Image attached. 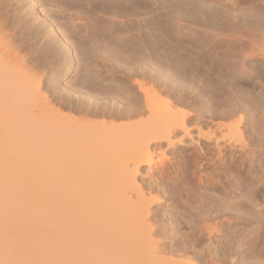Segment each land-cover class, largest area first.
Returning a JSON list of instances; mask_svg holds the SVG:
<instances>
[{"label": "bare ground", "instance_id": "6f19581e", "mask_svg": "<svg viewBox=\"0 0 264 264\" xmlns=\"http://www.w3.org/2000/svg\"><path fill=\"white\" fill-rule=\"evenodd\" d=\"M29 1L32 2L29 12H23L20 0H0V264H240L239 261L244 259V246L248 243V240L244 242L247 233L234 237L233 233L225 232L229 230L228 226L234 225L236 217H242L233 215L227 200H223L220 205L195 211L198 224L189 228L184 226L188 223L187 218L186 222L183 220L185 215L181 218L176 211H171L167 218H157L158 215L154 216L149 207L152 197L143 198L145 196L140 192L135 195L136 199L130 194L126 198L125 193L134 187L136 174L142 170L144 176L139 180L142 191L148 188L152 190L149 193L157 191L155 193L168 196L175 192L176 182L189 175L207 189H221L222 194L229 199L233 193L231 189L238 183L242 185L237 188L242 194L263 181L261 188H258L263 192L262 202L256 197L257 192L261 193L258 189L247 194L248 202L263 205L264 157L258 162V156L264 155V113L260 111L257 122H253V118H248L249 115L239 116V109L223 111V114L214 117L220 120L213 122L207 130L205 125L199 124L195 128V135H191L189 125L197 121L192 120L193 113L189 112V115L184 110L175 111L170 105L162 112L156 110L159 94L155 93L156 96L151 93L154 90H148L143 82L135 78L138 75L148 78L151 64L167 73L164 79L174 77V80L184 81L186 79L181 76L180 68L185 64L191 68L198 67L191 62V53H186L184 49L177 51L171 61L178 64V70L171 71L160 52L150 54L149 48H139L132 41L133 45L130 43L129 48L128 45L124 49L121 47L120 56L116 57L119 63L129 66L131 70L121 78L103 73L104 79L120 84V90L129 96L128 104H122L117 99L118 92L112 90V93L108 91L109 94L97 89L102 76L95 67H91L90 50H100V39L113 43L123 41L129 34V37L141 38L140 32L150 22L151 4L160 1L171 3V0H53L55 6H59L57 12L66 13L56 15L44 11L42 19L39 12L35 11L36 0ZM38 1L45 3L44 0ZM173 1L172 5L177 4ZM180 1L198 6V2L216 0ZM227 1L242 4L240 9L245 17L240 24L222 27L226 28L222 30H232L241 36L252 34L255 38L253 51L264 57V21L259 18L261 22L253 24L247 20L249 15L264 18V0ZM125 2L127 7L123 4ZM108 3L114 5L112 12L107 10L110 8L107 7ZM88 4L90 7H86ZM122 10L126 11L125 16H134V21L143 17L141 19L145 23L123 24L125 20L121 14L125 12ZM177 10L163 20L169 29H176L178 22L189 16ZM28 13L35 15L29 23V30H36L33 32L37 34L40 24L46 25L41 30L48 29L49 35L45 41L52 47L45 49L46 52L52 50L44 62L34 59L32 54L35 49L33 53L24 52L22 46L26 43H18V37H22L18 36L19 31H26L22 29V24H26L24 16ZM188 18L192 21L201 20L200 16ZM73 31L93 34L92 37L100 39L89 45L84 40L71 39ZM60 33L63 38L59 37ZM51 36H58V40ZM202 43L204 45L205 41L202 40ZM9 46L18 48L15 51L18 53L7 54ZM70 50L75 53L77 63ZM222 54L225 65H230L233 72L246 71L243 62L237 65L230 62L232 55L229 51ZM75 63L78 66L81 64L78 72L84 66L81 84L90 96L108 93L102 98L104 102H95L96 108L85 110V115L127 120L120 123L103 119L91 122L90 119L79 121L76 117L66 116L69 120L63 121V124L58 121L51 126L49 122L39 120L40 114L38 119L36 115L34 117L37 110L35 106L40 103V98L42 100L39 93L45 87H41V84L47 83L48 87L51 85L53 88L52 85L59 82V77L71 72ZM133 79L136 80L133 82ZM136 82L143 92V99L130 97L136 92ZM73 89L70 91L72 94L78 93L77 96L84 99L85 95ZM252 105L253 110L260 109ZM237 114L236 120L226 122ZM256 123L260 126L257 127ZM241 126L246 129L243 130ZM179 128H184L183 131L191 135L183 146L175 142ZM163 139H166V145L173 154L177 152L174 157L178 161L165 164L162 155L154 160L156 148H151V144L155 141L157 146ZM130 167L132 171L129 173L127 169ZM96 176L100 177L99 180ZM46 179H50V182ZM116 179L120 180L119 184L114 182ZM242 218L247 220L246 216ZM260 228H264L262 221L255 225L257 237L262 238L264 231L261 229L259 232ZM200 236H205L204 244L200 243ZM262 245L260 252H264V243ZM250 264H264V261L260 259Z\"/></svg>", "mask_w": 264, "mask_h": 264}, {"label": "rangeland", "instance_id": "374dc122", "mask_svg": "<svg viewBox=\"0 0 264 264\" xmlns=\"http://www.w3.org/2000/svg\"><path fill=\"white\" fill-rule=\"evenodd\" d=\"M20 1L23 6L21 11L29 12V8H30L29 6H32V2L29 0H20ZM172 1L173 0H171V3L170 1H164V2L160 1L158 3L151 4L150 14H149L150 22L147 25V27L143 29L142 32H140L141 38L140 36H138L139 37L138 39H137V36L129 37L130 36L129 34L127 35V37L122 39L123 41H118V42L116 41L113 43H108L109 41L107 42L104 39H100V38L97 39L95 36L92 37L93 34L88 35L87 33H83V32L75 33L74 31L76 30H74L73 33H71V36H70L71 39H77V40H82V41L84 40L89 45H91L90 42L95 44L100 39V41L98 42V45H100V50L102 51L99 52L100 50L91 49L89 52L90 54L88 53L89 59H90L89 62H91L90 63L91 67L92 68L95 67L96 72H98L102 76L99 79L100 84L99 86H97V89L99 88L100 90L102 89L101 90L102 92L103 91L110 92L112 90L115 92H118L117 95L118 94L119 95L117 99L121 101L122 104H126V105L128 104L127 102H128L129 96H127L126 93H123V91L120 90V84L117 83L116 81L114 82L108 81L104 79L103 77V73H104V74H113L115 76H118V78H121L122 76L126 75L125 73L131 70L129 66L121 64L117 61L118 60L117 58H119L120 53H121L120 51L121 47L124 49L126 45H128V48H129L133 42V44L137 45L139 48L141 47L146 50L149 48L150 54L154 55L155 53L160 52L162 56L165 58V63H166L167 68H169L171 71L178 70L177 69L178 64L173 63L171 61L173 55L174 54L176 55L177 51H181L184 49L186 53L187 52L191 53L192 55V58H190L191 62L194 65L196 64L198 66L196 68L195 67L191 68V66H189L188 64H187L188 66L186 64L185 66H182L183 68L182 67L180 68L179 66L181 76H183L186 80L181 81V79H178L177 81V80H174V77L172 76H171L172 79L169 77V78H166L168 79L166 80L164 79V77L167 75V73L165 71L160 70L159 68L153 67L151 64H150V75L148 76V78L147 77L143 78V76H140V75L135 77L138 82H141V83L143 82V84L145 85V88H148V90L151 89L150 91L154 90L151 93L159 94L158 97L160 99L158 98L159 101H157L158 103L156 102V110L162 112L163 109H165L167 106L169 107L170 105V107L174 108L173 110L175 111L184 110L183 112H186V113L190 112L191 114L193 113L191 115L193 116L192 120H195V121L197 120V121L196 123L194 124L190 123L192 125H189L191 135L193 134L195 135V131H196L195 128L199 124L200 126L205 125V128L207 127L206 128L207 130L208 126H211L213 122L220 120L214 117L220 115L221 113L223 114V111L228 112L230 110L231 112L234 109H239L240 110L238 112L239 116L240 114H243L244 116L246 115L247 117L249 115L248 118H250L251 120L253 118V122H257L258 120L257 114L260 115L261 112L264 113V57L257 54V52L253 51L252 45L255 41L254 40L255 38L252 34H247V36H241L240 34L232 30H222V29H226L222 27L230 28V26L238 25L242 22L245 16L242 14L243 11L240 8L243 7V5L238 4V3H232L227 0H216V1L208 2V3L198 2L199 4L198 6L190 4V3L184 4V2L180 0H174L173 3L177 2V4L172 5ZM40 2L41 1L36 0V5H35L36 10L35 11L37 13L39 12L41 19L44 18L43 17L44 16L43 14H45L44 11L47 12L48 14L53 12L56 15H63V13L64 14L66 13L65 11H63L62 14L60 12H57L59 10V6H55V4L53 3L54 2L53 0H44L45 3H43V1L41 3ZM51 3L54 5H50ZM108 4H107V7H110V8H107V10L110 9L109 11L112 12L111 9L114 8L113 7L114 5L113 4L108 5ZM123 4L125 5V7H127L126 2ZM127 4L129 5V3ZM88 5H86V7H90V4ZM119 7H122V5L120 6L119 4ZM41 9L42 10L44 9V10L42 11ZM179 9L180 11L182 10L181 11L182 13L184 14L186 13V15L188 14L189 16H192V17L200 16L201 20L192 21L190 18H188L189 17L188 16L185 20L178 22L179 25L177 24L176 29H169L167 27V24H165L163 20L166 18V16L169 13L175 12L176 10L179 11ZM36 12L34 13L36 14ZM122 12H125L121 14V15H124L123 18L125 22L123 24L125 25H131L135 22L136 23L139 22L142 24L145 23L141 19L143 17H138L134 21V16L132 15L125 16L126 11L122 10ZM22 13H20V15H22ZM28 14L24 16V20H26V24L21 23L23 25V28H22V25H21V28L26 29V31H23V30L19 31L18 36L22 35V37H18V40H19L18 43H22L24 41L26 43L24 46H22L24 52L31 51L33 53L35 51L34 52L35 54L34 53L32 54V56H34V59L37 58L36 59L37 61L39 60L41 62L42 61L44 62L46 60L45 58H47L46 56H48V54H50L49 52L52 50L51 49L50 51L46 52V49H45V48H48L49 50V48L52 47L51 46L52 44L48 43V41H45V37L49 35V33H47L48 29L41 30L42 28H45L46 25L40 24L41 27L42 26L43 27L42 28L40 27L41 29L40 28L38 29L39 32L37 34H35L36 32L35 33L33 32L36 30H33V31L31 29L29 30L30 28L29 23L32 21V19H34L33 16L35 15H32V14L28 15ZM247 18H248L247 20L249 22H253V24L259 22L261 18H262V21H264L263 17H258L254 15H249ZM32 34H35V36L32 37ZM23 36L26 38H24ZM51 37L55 40H58V36L57 37L51 36ZM59 37L63 38L62 33H60ZM202 40L205 41L204 45L202 43ZM9 48H10V51H9ZM11 49L13 50L11 51ZM17 50L18 48L15 49V47L9 46L7 48V54H9L8 52H10V54L13 53L14 55L18 53V52L15 53V51ZM94 51H98V52H94ZM224 51H229V53H231L232 56L230 58V62L236 65L242 64L243 62L244 68L246 69V71L235 73L233 72L232 67L230 65L229 66L228 64L225 65V62L223 60L224 57L222 54ZM71 52L72 51L70 50V53ZM44 53H46V55ZM71 54H72L71 55L72 57H75V53H71ZM213 54L215 56H213ZM52 56H53L52 58H54V54H52ZM99 56L100 58H98ZM75 58H76L75 61L77 63V57ZM76 63L73 64L75 67L72 66L71 72L69 74L59 77L60 84L59 82L54 84L56 88H54L55 86L52 85V87L56 90L51 88V85L50 87H48L49 84L47 83H42L43 85L41 84V87L45 86L44 88L41 89L42 92L40 91L39 93L41 94L40 96L42 97V100L38 94V97L40 98L39 99L40 103L39 104L37 103L39 101L36 102L38 107L41 109V111H39L40 109L37 107L35 103L36 105L35 109L37 110L34 113V117L36 115V119H38L39 117V120L41 119L42 122L43 121L49 122L51 126H54L52 124L53 123L55 124L58 121L59 122L61 121L63 124V121L65 122L70 116L74 117V119L75 117L78 118L76 120H79V121H81L80 119L82 120L90 119L91 122L94 120L102 121L101 119H103V121L108 120L109 122L115 121L116 123L117 122L120 123V122H124L125 120H127L125 118L123 119L122 118L116 119L113 117L109 118V116H106V117L103 116L104 117L103 118L101 116L97 117L93 115H89V116L87 114L85 115V113H87L85 112V110H94L96 108L95 102L96 103L102 102V101L104 102L105 100H103L102 98H104L103 96L107 95L109 92L106 94L101 92L102 95L98 94L95 96L94 95L90 96V93L86 91L81 84V81L83 80V79L81 80L82 78L81 76H83V74L85 73V72L84 73L82 72V71H85L83 70L84 66H82V69H81L82 71L78 72V68H80L81 64H79L78 66V64ZM107 70H109L108 71L109 73H106ZM136 79H133V82ZM137 85L138 84L136 82V86H135L136 89L134 90L136 92L134 94H131L130 97L135 98V99H143V92L141 89L139 90ZM64 88L66 89V91ZM73 88L75 90L80 91L79 93L85 95L83 96L84 99L82 98L80 99V97L77 96L78 93L72 94L70 91H72ZM45 89H48V90H45ZM68 91L71 94H69ZM155 95L157 96V94ZM43 98L45 100H43ZM89 98L91 99L92 102H94L93 104ZM252 104H254L257 107H260L261 110L260 109L256 111L253 110L254 107ZM43 107L45 110L44 109L42 110ZM44 111L45 112L47 111L46 114L44 113ZM50 112H55V114L54 113L51 114ZM198 113H200L199 116H196V114ZM38 114L40 115L38 116ZM238 114L235 115L236 117H233V118L231 117L230 119H227L226 122H232L236 120L238 118ZM42 115L43 117L45 116V119H42L43 117H40ZM53 115H56L57 117ZM46 116H48V120ZM49 116L51 119L49 118ZM62 116L64 118H62ZM66 116L68 118H66ZM58 117L59 119H57ZM198 117H200L201 120L200 118L198 119ZM115 122H112V123H115ZM201 123L203 124L201 125ZM256 126L259 127L260 125L256 123ZM241 128L243 130L246 129L243 126H241ZM183 129L179 128L178 130L179 133H176L177 138L175 139V142H177L176 144L178 146H181V145L183 146L185 142L189 141L190 136H191L190 134L189 135L186 134L185 131H183ZM181 131H183L184 133ZM179 139L181 140L178 141ZM154 142L155 141H153L151 144L152 145L151 148L153 147L156 148L153 153L154 160H156L158 155L159 156L162 155L163 158L165 159V164H170V163H174L178 161L177 158L174 157L175 155H177V152L174 154L171 152V148L166 145V142H167L166 139L161 140V143L157 146L154 144ZM196 147H198V145H196ZM263 157L264 155H259L258 162L262 161ZM145 166H148V165H145ZM207 169L209 168H206V170ZM75 170L77 169L75 168L74 171ZM127 170H130L129 171L130 173L132 171V168L130 167ZM99 176H102V174ZM136 176H137L136 180L137 179L138 180L137 181L135 180L134 183L136 182V184L138 183L139 185L134 184L135 188L131 185V187L133 188L129 187L130 189L128 190L130 192L129 191L126 192L127 194L125 193V197L129 198L130 196H132L134 199H136L135 195H137V193L142 192L140 194L141 195L143 194L145 196V197L142 196L143 198L147 199V198L152 197V202L151 204H149V207L152 208L151 210L153 211L152 214L154 216L157 217L158 215L157 218L165 219L167 218V215L169 214V212L176 211L181 216V218L184 215L186 216V217L184 216L185 218L183 220L185 221V219L187 218L186 221H188V223L186 224L185 223L186 221L184 223L188 226L184 225L185 227L190 226L189 228H191L192 227L191 225H194L198 222V220H196L197 215L195 218V211L198 212L203 207L208 208L211 206L220 205L223 202V200H227L228 204L232 207V212L235 217L238 215L239 217L241 216L247 217L246 221L242 217L241 218L236 217L237 220L235 219L236 221L235 220L233 221L235 223L232 222L234 225H232L231 227L228 226L227 228H229V230L228 229L225 230V232L229 231L230 234L233 233L234 237L247 233L245 234L247 237H245L246 239H244V242L246 243L248 240V243L247 244L245 243L246 245L244 246L246 247L245 248L246 250L243 256L244 259L242 258L243 260L239 261V263L240 264H250L256 261L259 262L260 259H261V262L264 261V252L262 251H261L262 253L260 252V249L262 250V247H263L262 244L264 243V235L262 233V238L257 237V232H256L257 230L255 229V225L258 221H262L264 224V203H262L263 205L258 206V205H253L247 201L248 200L247 194H251V191L261 188V184L263 183V181H260L256 185L251 186L249 187V189H246L245 191H243L242 193L243 195L241 194L242 191L237 189L239 187H242V185L238 183L237 185H235V188L233 187V190L231 189L233 193L230 195L231 199H229L222 194L221 189L219 190L217 189L216 191H214L212 188L207 189V187L199 183L196 178H193L190 175L178 180L176 182V189L174 190L175 192L171 193V195L169 196L162 194V193L161 194L155 193L157 191H153L152 193H149L152 190L148 188H146L147 191L145 190V188L142 191V188L139 182L140 178L144 176V174L142 173V170H140V172H138ZM99 178H97V180H99ZM105 178L102 177L103 181H105ZM48 180L47 182H50ZM116 180H114V182L119 184L120 180L119 181L118 180L116 181ZM52 181L53 179H51V182ZM103 181H101L102 186L104 185ZM93 182H95V180ZM114 182H111V184H116ZM262 193L263 192L256 193V197L258 200H260V202L263 201ZM128 194H130V196ZM152 214L150 213L151 216H153ZM194 219H195V222H194ZM219 219L221 220L222 218H218V220ZM146 222L148 223V219ZM151 222H153V220H151ZM184 226L182 227L184 228ZM261 229L264 231V228H260L258 229V231L260 232ZM204 237L205 236L198 237L199 240L201 239L200 243L202 244H204L203 242H205ZM255 237H257L258 239H256ZM250 239H251V242H250ZM202 244L200 245L203 246ZM253 245L254 247H252ZM201 246L200 248H202ZM253 248L254 249L256 248V249L254 250Z\"/></svg>", "mask_w": 264, "mask_h": 264}]
</instances>
